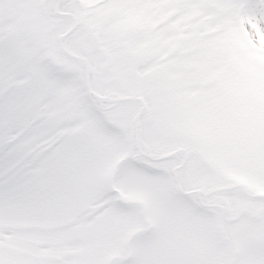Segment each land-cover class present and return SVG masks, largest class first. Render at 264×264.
<instances>
[{"label": "snow or ice", "instance_id": "6c2138e0", "mask_svg": "<svg viewBox=\"0 0 264 264\" xmlns=\"http://www.w3.org/2000/svg\"><path fill=\"white\" fill-rule=\"evenodd\" d=\"M0 264H264V0H0Z\"/></svg>", "mask_w": 264, "mask_h": 264}]
</instances>
